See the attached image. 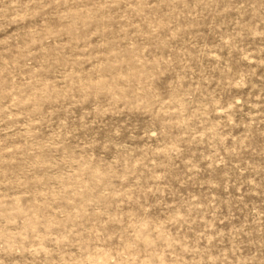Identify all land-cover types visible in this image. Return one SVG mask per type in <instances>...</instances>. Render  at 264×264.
Segmentation results:
<instances>
[{"label":"rangeland","instance_id":"374dc122","mask_svg":"<svg viewBox=\"0 0 264 264\" xmlns=\"http://www.w3.org/2000/svg\"><path fill=\"white\" fill-rule=\"evenodd\" d=\"M0 264H264V0H0Z\"/></svg>","mask_w":264,"mask_h":264}]
</instances>
